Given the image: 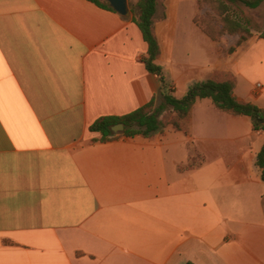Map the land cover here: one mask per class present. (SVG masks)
Returning a JSON list of instances; mask_svg holds the SVG:
<instances>
[{
  "label": "crops",
  "instance_id": "1",
  "mask_svg": "<svg viewBox=\"0 0 264 264\" xmlns=\"http://www.w3.org/2000/svg\"><path fill=\"white\" fill-rule=\"evenodd\" d=\"M163 4L158 65L174 96L229 74L264 109V39L228 54L195 23L197 0ZM137 15L0 0V264H264V131L250 117L204 99L189 134L90 131L161 93Z\"/></svg>",
  "mask_w": 264,
  "mask_h": 264
},
{
  "label": "trees",
  "instance_id": "2",
  "mask_svg": "<svg viewBox=\"0 0 264 264\" xmlns=\"http://www.w3.org/2000/svg\"><path fill=\"white\" fill-rule=\"evenodd\" d=\"M101 8L116 12L107 0H90ZM217 3L216 12L221 19L222 31L211 35L207 29L202 30L213 41H219L224 35H238V43L232 47L228 54H233L238 47L253 37L251 21L242 15L244 9L256 11L264 5V0H212ZM160 0H139L136 4L138 15L134 19L148 44V52L144 58L147 70L157 75L162 83L161 93L155 96L147 105L124 117H103L98 119L90 131L101 135L100 141L111 142L121 136L135 138L143 136L150 138L163 129L173 127L176 131L189 134V122L193 108L198 100L209 99L213 105L222 112L234 116L250 117L253 121L255 132L264 131V109L252 103L239 101L235 96L236 79L233 75H215L212 79L193 84L187 95L178 99L169 84L163 67L158 65L161 56V46L155 33L156 23L165 15L161 12ZM195 23L197 19L195 18ZM264 39V32L260 35ZM159 103V104H158ZM123 124V135L114 134L112 128ZM197 166L196 158H194ZM257 167L261 170L264 182V145L256 160ZM192 264V263H187Z\"/></svg>",
  "mask_w": 264,
  "mask_h": 264
},
{
  "label": "rangeland",
  "instance_id": "3",
  "mask_svg": "<svg viewBox=\"0 0 264 264\" xmlns=\"http://www.w3.org/2000/svg\"><path fill=\"white\" fill-rule=\"evenodd\" d=\"M160 2L162 5L161 12L166 17L163 0H160ZM128 6H129V13L138 14V10L136 9V5L133 0H128ZM215 6H217V3L215 4V2H213L212 0H197V16H196L198 23L197 25L200 28L202 26L205 29H207V31L213 36L218 35L222 31L221 19L216 12ZM242 15L251 21V28L253 35L260 36L264 32V5L256 11L244 9L242 11ZM239 39L240 37L238 35L226 34L223 37H221L219 41H214V42L222 43L224 46H228L229 47V49L227 50L228 53V51L238 43ZM199 129L200 128H198L197 130ZM164 130L165 129H163L162 131Z\"/></svg>",
  "mask_w": 264,
  "mask_h": 264
},
{
  "label": "water",
  "instance_id": "4",
  "mask_svg": "<svg viewBox=\"0 0 264 264\" xmlns=\"http://www.w3.org/2000/svg\"><path fill=\"white\" fill-rule=\"evenodd\" d=\"M111 7L120 15L128 16L129 15V6L128 0H107ZM112 132L116 135L124 134L125 126L123 124L116 125L112 128Z\"/></svg>",
  "mask_w": 264,
  "mask_h": 264
},
{
  "label": "built area",
  "instance_id": "5",
  "mask_svg": "<svg viewBox=\"0 0 264 264\" xmlns=\"http://www.w3.org/2000/svg\"><path fill=\"white\" fill-rule=\"evenodd\" d=\"M258 88H259V89L262 88V85L259 84V85H258Z\"/></svg>",
  "mask_w": 264,
  "mask_h": 264
}]
</instances>
